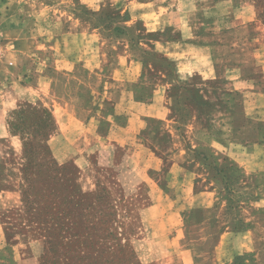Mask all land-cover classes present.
Masks as SVG:
<instances>
[{"label": "rangeland", "instance_id": "374dc122", "mask_svg": "<svg viewBox=\"0 0 264 264\" xmlns=\"http://www.w3.org/2000/svg\"><path fill=\"white\" fill-rule=\"evenodd\" d=\"M23 121L143 264H264V0H0V264H52Z\"/></svg>", "mask_w": 264, "mask_h": 264}, {"label": "trees", "instance_id": "16d2710c", "mask_svg": "<svg viewBox=\"0 0 264 264\" xmlns=\"http://www.w3.org/2000/svg\"><path fill=\"white\" fill-rule=\"evenodd\" d=\"M16 125L23 140L18 189L27 219L25 227L50 243L47 260L52 264H143L117 230H109L108 225L99 230L95 209L102 197L97 200L92 192L82 191L75 165L58 164L46 143L49 134L44 132L41 142L32 127L26 131L25 121ZM46 126L47 120L37 125L40 129ZM107 221L105 218L103 223Z\"/></svg>", "mask_w": 264, "mask_h": 264}, {"label": "crops", "instance_id": "0c3cea01", "mask_svg": "<svg viewBox=\"0 0 264 264\" xmlns=\"http://www.w3.org/2000/svg\"><path fill=\"white\" fill-rule=\"evenodd\" d=\"M217 5V4H216ZM245 21H244V23L243 24H245V23H248L249 21H252V20H254V18H252V19H245V18H243ZM258 28V27H257ZM259 29V28H258ZM222 32V31H221ZM260 35V34H259ZM256 36H258L257 34L255 35V37ZM240 71L242 72V69H240ZM210 215H207V225H208V223H211V221H212V217L210 218L209 217ZM209 218V219H208ZM208 238V237H207ZM261 261H260V259L258 258L257 259V264H261L260 263ZM207 264H219V262L217 261V259L216 258H214V257H210L209 256V251H207Z\"/></svg>", "mask_w": 264, "mask_h": 264}]
</instances>
